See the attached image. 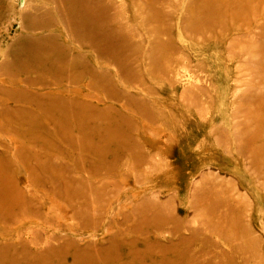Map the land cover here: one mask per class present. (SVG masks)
I'll list each match as a JSON object with an SVG mask.
<instances>
[{
  "label": "rangeland",
  "instance_id": "1",
  "mask_svg": "<svg viewBox=\"0 0 264 264\" xmlns=\"http://www.w3.org/2000/svg\"><path fill=\"white\" fill-rule=\"evenodd\" d=\"M121 1L125 3L0 0V111L2 105L6 109L0 113L9 122L5 130L0 126V153L1 145L12 147L8 152L12 162L5 170L25 202L2 208L0 264H253L255 251L241 250L248 235L229 228L231 221L240 227L251 217L256 251L264 259V165L254 164L251 149L264 146V42L235 45V51L241 46L251 50L258 71L256 79L245 75L242 83L236 80L238 61L227 58L226 37L215 43L196 42L179 30L172 16L173 42L187 56L162 58V65L168 67L172 61L180 73L175 92L145 72L144 46L127 56L139 59L142 82L125 78L124 66L114 59L111 48L86 42L82 35L88 21L80 16L88 3L91 14L103 20L98 6L106 4L105 19L113 23L110 12ZM121 6L115 16L124 24L127 11ZM182 12L183 8L177 10V15ZM142 26L138 31L145 44ZM119 56L124 58L125 52ZM197 61L203 62L201 68L194 67ZM206 76L215 91L200 93L198 87L210 88L203 80ZM193 86L181 97L183 88ZM35 98L66 103L77 115L94 118L90 128L93 121L103 120L106 128L122 136L120 144H103L105 156L100 157L94 152L97 138L80 129L79 141L74 125L73 146L63 142L64 156L52 161L62 178L73 181L64 193H48L45 173H30L34 165L25 166L14 155L8 132L14 125L8 114L20 106L29 109ZM239 130L243 131L239 143L245 146L241 152L233 136ZM87 138L96 142L94 147L84 146ZM118 146L131 149L135 156L126 150L113 155ZM52 156L57 158L56 153ZM152 163L157 169L168 167V172L148 176ZM206 179L234 197L232 211L191 207L192 186L204 187ZM147 201L152 202L144 204ZM159 201L169 202L166 212ZM150 208L169 215V221L151 217L146 211Z\"/></svg>",
  "mask_w": 264,
  "mask_h": 264
},
{
  "label": "bare ground",
  "instance_id": "2",
  "mask_svg": "<svg viewBox=\"0 0 264 264\" xmlns=\"http://www.w3.org/2000/svg\"><path fill=\"white\" fill-rule=\"evenodd\" d=\"M113 6L114 7H112L113 10L110 12V15H114V20L113 23H108L107 19H105V14L103 13L104 10H106L105 8L109 7L108 5L101 4L98 6V10L101 11V14L103 15L102 20L99 15L97 16L95 14H91L92 10L89 9L88 3H84L82 10L80 11V16L84 20L88 21V23L86 22L84 24L85 31L82 36L87 40V43L94 47L98 48L100 46L101 48H111L114 59L119 58V63L124 66L125 76L123 75V77L132 80L138 79V81L142 82V71L138 66L139 59L132 58L131 55H129L130 57L127 56L128 53H136L138 48L144 46L145 57L142 62L145 72L157 80L159 77L161 81H165L169 85L170 89H173L172 91L175 92V80L177 79H175V77L180 73L178 72L176 66L172 64V61L168 62V67L166 64L162 65L163 63H161L162 58H168L172 54H183L180 47L174 44L171 35L173 30L172 16H174L178 22L179 30L181 29L196 42H202L205 44L210 42L215 43L216 41L222 40L226 37V41L228 40L226 45L227 58L228 60L236 59L238 61V66L236 67L238 73L236 80L245 83L246 80L243 78L245 75H250L252 79L257 78L256 72L258 71L256 70L257 68H255L256 65L251 62L253 61V57H251L252 52H250L251 50L241 46V50L235 51L234 47H236L235 45L238 43L251 44L258 41L260 43L264 42V0H125V3L124 1H121L120 4L116 3ZM120 6L121 8L125 7L124 9L127 11L125 21H123L124 24L117 16H115L118 15V7ZM181 8H183V12L177 15V10H180ZM139 21L143 24L142 31H146H143V34H145L147 38V42L145 44V41L143 42L141 34L138 31V28H141V23H139ZM234 31H238L239 35L234 36V34H232ZM161 35H166V38H162ZM47 39V43H49V38ZM122 52H125L124 58L119 56ZM183 55L187 57L186 54ZM243 57L246 58L243 59ZM202 64V61H197L194 67H202ZM117 65L115 66L116 73H118ZM182 67H184V65ZM194 77L196 78L198 76L195 74ZM199 80H201V78ZM203 80L208 81L210 88L198 87L197 90L200 93H206L209 90L210 92L215 91L214 87L210 84L212 83L211 78L209 80L208 76H206V79ZM194 88V86L183 88L181 97L188 94L189 91ZM148 91L150 93L153 92L151 90ZM193 99L194 101L197 100L194 95ZM26 102L27 100L22 103L25 104ZM197 103L198 101H195V109L198 111L199 106ZM27 107L29 109L20 106L13 112L10 111L8 114L11 117L10 123L14 126L13 129L8 132H10L9 134L11 135V139L13 141L14 155L21 160L23 165H34V167L30 166V173L35 174L40 170L45 173V176L47 177V181L45 180V182L47 184L45 183L44 187L48 193H64L65 190L71 189L68 185L73 183V181L71 182L72 179L65 180V178H62L61 174H59L56 170L58 168L54 166L58 165L56 163H52V161L64 156L65 147L61 146L63 142L69 147L73 146V135L70 130L74 125L77 127L79 141L80 129L90 133L92 136L94 135L97 138L96 142L98 143L94 142L92 138H87V142L84 145H91V147H94V143L98 144L99 147L94 150L96 156H105L104 151L101 150L103 144H107L109 142L117 144L121 143L122 136H119V132H111L108 128H106L107 126L103 120H99L97 123L95 122L96 120L93 121L94 126L90 128L89 122L94 118L86 113H82L83 115H80L79 113L77 115L76 112H73L75 110L68 108L66 103L58 101L50 102L45 99L35 98L27 105ZM83 109L86 110L85 108ZM5 110V107L2 105L1 111ZM68 110H71L73 113ZM80 118L82 121H80ZM7 123H9L8 119H6V117L2 118L0 113V126L4 130L8 127V125H6ZM161 125L165 127L166 124L162 121ZM242 132L243 131L239 130L233 134L238 144L239 152L245 150V146L239 143L243 138ZM251 137H256V135L253 134ZM218 138L219 136L217 139ZM222 141H224V139ZM262 147L264 148V146L256 145L254 148L251 147L253 153L252 160L255 162L254 164L262 163L264 165V156H260L263 152ZM1 148L0 214L4 206L8 205L10 207L11 203L18 205L25 203L21 194L22 190L18 188L17 183L15 182V184L12 180V176H9L5 170V168L10 165L9 162H12L8 155V152H10L9 149L12 147L9 148L6 145H1ZM77 148L80 154V143ZM114 149L115 150L111 153L115 156L119 150L131 152V149H125L120 146ZM55 153L57 154V158L52 156ZM133 154L134 152L132 151L129 156L134 157L135 155ZM167 169L168 167L164 165L157 169L156 165L152 163L150 167H147L146 173L148 176L151 175L150 177H152V174L157 172L160 174L168 172L166 171ZM203 174L204 173L202 172L199 176H202ZM59 177L61 178L59 179ZM74 180L75 182L77 181L76 179ZM254 182L256 185L257 180H254ZM191 190V198L189 199L191 207L199 206L207 211L214 212H218L223 208L226 210L225 213L227 214L232 211L237 204L234 197L232 195H225L223 187H217L214 181L206 179L204 181V187L193 185ZM204 194L208 198L205 197ZM151 202L147 201L144 202V204L146 203L149 205ZM159 202V204H161V208L163 207L164 209L167 208L166 204L169 203L167 201ZM148 210L151 217H161L160 219H163V221L166 220V222L170 219L169 215L166 217H164L163 213L160 215L157 209H146V211ZM167 210L168 209H165V212ZM230 214H232V212L229 213V215ZM239 214H241L240 210ZM250 220L248 223L241 224L240 227H237L238 225H235L234 221H231V224L228 225L231 231H243L246 235H248L246 246H242L244 248L241 250L244 254L247 249H249L250 252L252 250L255 251L250 259L253 264H264V259H260L258 252L256 251L257 239L255 237V231L252 229L253 226L251 225ZM216 230L218 234H220L221 230ZM240 264L246 263L241 262Z\"/></svg>",
  "mask_w": 264,
  "mask_h": 264
}]
</instances>
